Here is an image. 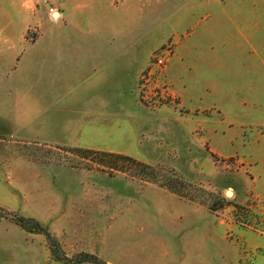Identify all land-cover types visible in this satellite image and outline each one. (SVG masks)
<instances>
[{"label":"rangeland","instance_id":"rangeland-1","mask_svg":"<svg viewBox=\"0 0 264 264\" xmlns=\"http://www.w3.org/2000/svg\"><path fill=\"white\" fill-rule=\"evenodd\" d=\"M167 49L155 83L176 99L149 104L141 78ZM97 50L136 51L132 126L90 147L35 139V119L86 90ZM76 147L116 148L154 178L121 159L125 173L101 171ZM12 215L68 257L264 264V0H0V264H59Z\"/></svg>","mask_w":264,"mask_h":264},{"label":"crops","instance_id":"crops-1","mask_svg":"<svg viewBox=\"0 0 264 264\" xmlns=\"http://www.w3.org/2000/svg\"><path fill=\"white\" fill-rule=\"evenodd\" d=\"M135 53L127 50L116 55L97 50L90 58L94 74L80 87L85 86L86 90L74 106L70 105L73 99L69 94L63 99L65 107H59L60 112L51 108L42 119H35L30 124L34 138L52 144L90 147L92 137L100 131L132 126L133 115L140 110L137 83L142 67L137 57H133ZM104 151L119 150L105 148Z\"/></svg>","mask_w":264,"mask_h":264},{"label":"trees","instance_id":"trees-1","mask_svg":"<svg viewBox=\"0 0 264 264\" xmlns=\"http://www.w3.org/2000/svg\"><path fill=\"white\" fill-rule=\"evenodd\" d=\"M55 147H60L59 145H54ZM62 147V146H61ZM73 150H75L76 152H79L81 154H84L86 157H81V158H85L88 161H91L92 163H94L101 171L107 172V173H112L114 172H123L124 168L121 166L116 165V163H114V160H124L127 163H129L130 165L133 166H129V170L130 172L127 173L130 177H138L140 176V178L143 177H148V178H154L152 175V173L150 172L151 168L148 166V164L143 163L131 156L122 154V153H116V152H111V151H103V150H97V149H89V148H79L76 147ZM91 155V158L93 159H87L88 156ZM113 158V160L111 159ZM112 160V161H111ZM76 166V165H74ZM139 166V171L137 170H132V167H137ZM106 168V169H105ZM159 185L162 186H167V184H165L162 181H158ZM169 188V186H167ZM11 219L17 223L20 227H22L23 229L29 230V231H36V232H42L43 234H45L47 240H48V245H49V251H50V255L51 257L56 260L59 264H80V263H90V264H106L104 261L100 260L97 256L90 254V253H86V252H80L77 254H74L70 257H68V255H66L59 247L57 241L55 239H53L50 235V233L48 231H46L44 229V227L41 225L40 222H38L37 220H35L32 217H24L21 215H12Z\"/></svg>","mask_w":264,"mask_h":264},{"label":"built area","instance_id":"built-area-1","mask_svg":"<svg viewBox=\"0 0 264 264\" xmlns=\"http://www.w3.org/2000/svg\"><path fill=\"white\" fill-rule=\"evenodd\" d=\"M169 50L170 49H167L161 52V54L156 55L150 67L141 78V96L146 102H149V104L174 101L176 99V95L170 86L163 83L160 85L155 83L159 79L158 77L155 78V75H160L166 68V55Z\"/></svg>","mask_w":264,"mask_h":264},{"label":"bare ground","instance_id":"bare-ground-1","mask_svg":"<svg viewBox=\"0 0 264 264\" xmlns=\"http://www.w3.org/2000/svg\"><path fill=\"white\" fill-rule=\"evenodd\" d=\"M228 193V192H227Z\"/></svg>","mask_w":264,"mask_h":264}]
</instances>
